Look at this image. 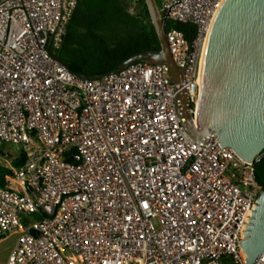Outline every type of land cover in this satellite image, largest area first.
<instances>
[{"label":"built area","instance_id":"obj_1","mask_svg":"<svg viewBox=\"0 0 264 264\" xmlns=\"http://www.w3.org/2000/svg\"><path fill=\"white\" fill-rule=\"evenodd\" d=\"M224 1L157 0L168 25L197 26L192 41L167 28L195 120ZM78 3L0 0V145L26 157L0 184V242L20 234L7 264H247L264 151L247 163L213 135L191 139L164 66L96 81L71 72L56 52Z\"/></svg>","mask_w":264,"mask_h":264},{"label":"water","instance_id":"obj_2","mask_svg":"<svg viewBox=\"0 0 264 264\" xmlns=\"http://www.w3.org/2000/svg\"><path fill=\"white\" fill-rule=\"evenodd\" d=\"M145 3L161 50L138 54L103 76H78L96 81L138 63L164 66L179 86L177 111L191 139L205 143L213 135L221 148L254 163L264 151V0H225L220 8L204 54L196 120L183 88L185 70L174 62L168 44V16L160 14L157 0ZM47 49L56 59L51 44ZM254 210L241 244L247 264H256L264 255V191Z\"/></svg>","mask_w":264,"mask_h":264},{"label":"trees","instance_id":"obj_3","mask_svg":"<svg viewBox=\"0 0 264 264\" xmlns=\"http://www.w3.org/2000/svg\"><path fill=\"white\" fill-rule=\"evenodd\" d=\"M168 29L183 32L188 41L195 39L197 26L170 22ZM161 50L145 0L132 12L130 0H79L70 20L57 58L76 75L94 78L118 70L127 60L147 51ZM26 163L22 156L17 168ZM0 170V184L5 185ZM256 176L264 191V161L257 165Z\"/></svg>","mask_w":264,"mask_h":264},{"label":"rangeland","instance_id":"obj_4","mask_svg":"<svg viewBox=\"0 0 264 264\" xmlns=\"http://www.w3.org/2000/svg\"><path fill=\"white\" fill-rule=\"evenodd\" d=\"M133 12V8H132ZM25 153L24 147L11 144L0 145V170L4 169L13 174L18 170L16 163ZM5 155H8L5 159ZM20 238L19 233H12L0 242V264H7L12 250L16 247Z\"/></svg>","mask_w":264,"mask_h":264}]
</instances>
